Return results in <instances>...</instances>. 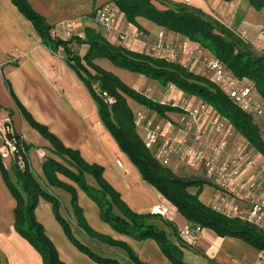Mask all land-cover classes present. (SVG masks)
I'll return each mask as SVG.
<instances>
[{
    "label": "trees",
    "instance_id": "obj_1",
    "mask_svg": "<svg viewBox=\"0 0 264 264\" xmlns=\"http://www.w3.org/2000/svg\"><path fill=\"white\" fill-rule=\"evenodd\" d=\"M10 1L31 23L42 44L54 54L60 53L78 76L92 97L101 122L119 150L137 169L141 180L154 188L187 224L210 230L220 238L240 240L264 255L263 230L212 211L199 201L200 190L203 186L210 185L206 180L176 175L168 167H163L153 153L144 147L135 129L134 115L128 100L159 118H165L167 114H182L184 111L170 104L156 102L135 91L113 73L97 65L96 61L106 60L118 69L138 74L162 87L172 86L189 100L203 104L241 140L244 150L255 152L264 160V143L260 138L255 116L243 112L210 78L195 74L176 62L111 44L100 32L92 29H86L82 38L72 36L63 40L53 35L54 28L34 12L26 0ZM236 1L246 2L255 12L264 10V0H222L224 3ZM109 3L115 6L118 16H122L130 25H135V20L142 18L168 34L179 36L200 47L208 56L217 59L238 81L251 84L256 96L264 100V55L242 51L228 30L215 28L200 12L187 10L181 5L158 6L155 0H111ZM72 43L87 47L82 57L69 48ZM22 115L30 127L50 145L52 156H46L42 164L43 186L61 189L71 196L74 223L82 235L91 241L125 251L130 264H142L125 244L112 241L89 229L77 206L75 190L60 182L57 175H62L84 192L97 206L100 220L114 232L138 243L153 241L171 264H185L181 250L169 239L170 234L155 223L159 216L132 212L103 178V168L86 163L78 151L66 148L45 126L36 123L26 112H22ZM13 174L14 182H11L7 173L2 170L5 184L16 202L13 212L14 231L40 255L43 264L64 263L59 260L54 246L34 218L39 199L52 204L56 221L80 253L96 264H119L115 259L103 257L75 238L69 221L60 214L59 201L46 192L32 171L13 170ZM87 177L93 180V186L87 183ZM190 189H197V192L190 194Z\"/></svg>",
    "mask_w": 264,
    "mask_h": 264
},
{
    "label": "crops",
    "instance_id": "obj_2",
    "mask_svg": "<svg viewBox=\"0 0 264 264\" xmlns=\"http://www.w3.org/2000/svg\"><path fill=\"white\" fill-rule=\"evenodd\" d=\"M26 1L34 12L42 16L52 28L55 29L60 24L70 22L73 25V36L82 38L86 29L100 32L94 22L93 12L111 0ZM155 3L158 6L183 4L182 0H155ZM215 3L219 4L215 12L218 20L223 19L221 24L226 25L228 29L233 27V33L245 44L252 45L253 48L264 53V39H262L264 38V10L255 12L244 1L224 3L222 0H216ZM130 29L141 30L146 35V39L139 42L129 41L124 45L119 41L118 34ZM159 33L164 34V41L168 45L170 43L177 45L185 40L168 34L145 19L137 18L135 25H130L119 15L114 39L110 43L124 46L136 53L151 55ZM259 43L262 48L255 46ZM69 48L80 57L87 50L85 45L75 43L70 44ZM100 61H96V64L98 65ZM143 88L144 91L141 93L156 102L162 103V100H177L178 98L182 106H174L182 110L193 108V104L198 105L195 101L181 99L182 97L178 96L181 93L177 90L168 94V87H162L148 79L144 80ZM130 103L128 100L132 113H134L133 110L135 112L144 111L154 125H160L170 137L178 139L182 136L179 124L181 114H167L165 118H159L153 112ZM22 112L29 114L36 123L45 126L66 148L78 151L86 163L103 168V178L120 195L122 201L132 212L147 215L158 204L166 206L171 214L158 218L155 223L170 234L169 239L175 245L184 248V250L180 249L182 254L191 250L198 255V258H194L197 256L190 255L189 251L186 252L191 264L198 263V259L201 258L205 264H253L261 256L258 251L240 240L220 238L212 231L205 229L202 230L196 244L187 246L180 243L178 232L187 224L186 221L164 201L154 188L141 180L137 169L119 150L101 122L89 92L65 60L42 44L31 23L20 14L10 0H0V115L4 113L11 115L14 129L24 142L26 120ZM209 116L215 118L211 113ZM168 120L172 123L167 122ZM138 135L140 136V133ZM49 147L48 144V149ZM242 148L241 140L233 134L229 152L240 153L243 152ZM28 161L38 182L46 192L59 201L60 213L64 211L68 214V218H64L72 223L74 218L71 216V196L61 189L44 187L43 173H38L39 164L36 158L28 156ZM43 162L44 160H42L41 168ZM171 166L175 167V170ZM1 169L0 165V264H43L40 255L14 231L13 212L16 202L5 184ZM169 169L183 178H203L201 168L192 166L188 162L173 161ZM6 173L9 180L14 182L13 171ZM57 178L75 190L77 206L91 231L112 241L125 244L142 264H171L153 241L138 243L114 232L109 225L100 220L97 206L84 192L62 175H57ZM87 183L90 186L94 185L91 178L87 180ZM196 192L197 189L189 190L190 194ZM214 195L213 187L205 185L200 190L199 201L207 205ZM34 218L42 226L45 236L54 246L62 263L96 264L80 253L67 239L54 217L51 203L39 199L34 210ZM74 224L73 222V226ZM75 229L79 232L76 227ZM73 235L78 239L75 233ZM109 250L110 253H121L117 251L118 248L110 247ZM96 252L103 253L104 251L100 249Z\"/></svg>",
    "mask_w": 264,
    "mask_h": 264
},
{
    "label": "built area",
    "instance_id": "obj_3",
    "mask_svg": "<svg viewBox=\"0 0 264 264\" xmlns=\"http://www.w3.org/2000/svg\"><path fill=\"white\" fill-rule=\"evenodd\" d=\"M182 1L186 4L190 2ZM93 18L102 37L111 42L118 20L115 6L108 3L95 9ZM72 28L70 22L60 24L53 30V35L68 40L73 36ZM118 38L125 45L129 41H143L146 35L139 29H130L120 32ZM151 55L176 62L192 72L194 65L198 64L202 68L201 76L210 78L243 112L255 116L260 138L264 143V100L256 98L251 84L238 81L217 59L206 55L203 49L186 40L174 46L168 45L163 33L156 36ZM174 90L172 86H168V94L174 93ZM183 111L179 118L182 136L178 139L170 137L160 125H154L146 112L133 113L134 126L137 133H140L144 147L153 153L163 167L169 168L176 161L188 162L201 168L203 179L215 192L206 206L229 219L264 231L263 163L256 165L249 151L244 149L236 154L229 152L233 133L203 104ZM209 113L215 118L210 117ZM38 157L45 160L46 154L38 153ZM0 165L5 172L31 171L26 146L16 133L12 117L8 113L0 115ZM150 214L164 218L171 211L158 204L151 209ZM201 232L200 227L186 224L178 232L179 242L192 246L196 244ZM253 264H264V255Z\"/></svg>",
    "mask_w": 264,
    "mask_h": 264
},
{
    "label": "rangeland",
    "instance_id": "obj_4",
    "mask_svg": "<svg viewBox=\"0 0 264 264\" xmlns=\"http://www.w3.org/2000/svg\"><path fill=\"white\" fill-rule=\"evenodd\" d=\"M215 1L216 0H190V2L188 4L183 3V4H180V5L186 7L187 10L200 12L204 16V18L206 20H208L209 22H211L214 25L215 28L220 29V27H222V28L228 30L231 33V35L237 40V43H238V45H239V47H240V49L242 51L250 52L253 55H258V56L264 55L263 52H260L261 50H258L255 47L253 48L252 45L250 46L249 44H245L244 41H242L240 37L235 35L233 33L234 32V28L233 27H231L230 28L231 30H230V29H228L226 27V25L224 26L223 24H221L223 19L222 20H218L219 18L216 16L217 14H216L215 11L217 10V6H219V4L215 3ZM225 20H227V19H225ZM262 39H264V38L262 37ZM179 43H181V42H179ZM179 43H177V44H179ZM170 46H174V43L173 44L170 43ZM255 46H258V47L260 46V48H262L261 47V43L256 44ZM180 58L183 59V56L180 55ZM98 65L100 67H102L103 69L108 70L111 73H113L124 84H126L128 87L134 89L135 91L136 90L138 92H143L144 91V88H143L144 87V80H146L144 77H142V76H140L138 74L130 73V72L122 70V69H118V68L114 67L113 65H111L106 60H101ZM193 72L195 74H199V75L203 73L202 72V68L198 64L194 65V71ZM146 91L147 90L145 88V92ZM178 96L182 97L181 99H186V101H189V99L186 96H183L181 94H178ZM162 101H163L162 102L163 104H170V105H173V106L174 105L182 106V104L178 100V98H177V100H175V99L174 100L167 99V100H162ZM130 102H131L130 103L131 105H132V103L135 104L132 101H130ZM196 106H197V104H193V107H196ZM133 112H134V114L136 113L134 110H133ZM167 122L172 123L171 120H168ZM24 137H25L24 142H25V146H26V152L28 153L29 158H30V156H32V157L34 156L36 158V162L39 164L38 173L40 174L42 172V168H41L42 160L39 159L38 153L42 152V153H45L46 156H50L51 152L48 149V143H47V141L45 139H43L38 134L37 131H35L33 128H31L30 125L27 122L25 123V136ZM243 149H244V147L242 148V151H243ZM249 153L252 156V158L255 161V163H257L256 165H258L259 162H262L263 163V167H264V160L260 159L259 155H257L255 152H252V151H249ZM172 168L175 170V167H172ZM89 179H90V177L86 178V180H89ZM68 203L66 205H68ZM61 212L62 213H60V214H61L62 217L68 218V214H66L64 211H61ZM71 216H73V213H71ZM72 221L74 222V220H72ZM73 222L72 223L69 222V225L71 227L72 233H75L76 236H78V239L80 241L84 242L91 250L96 252V251H99L100 249H102V251H104L103 253H101L103 257L113 258L119 264H130L129 260H128V257H127V254H126L125 251H123V250L118 248L119 250H117V251H120L121 252L120 254L119 253H114V252H111V253L108 252V251H110L109 250L110 249L109 246L103 245V244L101 245V243H97L95 241H91L88 238H84V235H82L81 233L76 231V229H75L76 226H73ZM205 230H207V229H205ZM178 248L179 249L182 248V250H184L183 247L180 248L178 246ZM182 250H181V252H182ZM188 251H189L190 255L197 256V257H194V258H198V255H195L191 250H188ZM188 251H186V252H188ZM186 252H184V254H182V260H183V262L185 264H191L188 261V257H187L188 255L186 254ZM262 253H264V252H262ZM201 259H198V263H196V264H205V263L202 262Z\"/></svg>",
    "mask_w": 264,
    "mask_h": 264
}]
</instances>
